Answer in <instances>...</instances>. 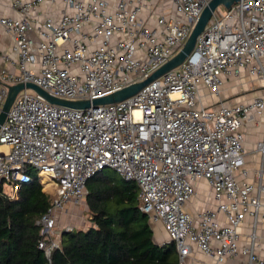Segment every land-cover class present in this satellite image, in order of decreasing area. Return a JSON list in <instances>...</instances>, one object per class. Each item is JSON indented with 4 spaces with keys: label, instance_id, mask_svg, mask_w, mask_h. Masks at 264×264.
<instances>
[{
    "label": "built area",
    "instance_id": "2783aa9c",
    "mask_svg": "<svg viewBox=\"0 0 264 264\" xmlns=\"http://www.w3.org/2000/svg\"><path fill=\"white\" fill-rule=\"evenodd\" d=\"M3 1L0 7L15 15L0 12V33L10 41L0 50V110L8 86L19 83L59 99L91 101L145 80L180 50L210 2L58 0L63 8L54 20L32 15L46 0ZM263 57L264 0H240L212 13L178 67L124 100L72 108L24 87L0 125V192L16 199L32 182L29 169L46 193L54 190L36 222L38 248L49 257L59 246L51 235L55 213L83 201L87 180L112 168L136 182L139 209L162 224L175 244L176 264H186L193 245L219 264L239 251L249 264H264L250 248H239L237 232L246 217L255 220L261 212L264 219L263 172L255 182L237 179L246 175L239 127L252 111H264V97L211 110L200 87L218 96L227 76L242 70L264 76ZM257 147L264 153V142ZM199 180L210 185L216 208L195 217L184 205Z\"/></svg>",
    "mask_w": 264,
    "mask_h": 264
},
{
    "label": "trees",
    "instance_id": "16d2710c",
    "mask_svg": "<svg viewBox=\"0 0 264 264\" xmlns=\"http://www.w3.org/2000/svg\"><path fill=\"white\" fill-rule=\"evenodd\" d=\"M105 169L85 184L89 225L62 231L49 257L38 248L42 235L36 222L50 208L52 197L37 172L28 170L32 182L16 199L0 192V264H176L174 242L153 240L147 216L139 209L136 182L112 168L113 174H106Z\"/></svg>",
    "mask_w": 264,
    "mask_h": 264
},
{
    "label": "crops",
    "instance_id": "0c3cea01",
    "mask_svg": "<svg viewBox=\"0 0 264 264\" xmlns=\"http://www.w3.org/2000/svg\"><path fill=\"white\" fill-rule=\"evenodd\" d=\"M3 2L9 3L8 0H4ZM61 8H63V5L60 1L55 0L50 2V0H46L44 4L32 12V15L38 14L40 18L48 15L57 20ZM0 12L3 15H15V12L8 6L5 8L0 7ZM149 19L148 24L152 26L154 24V17ZM9 43L8 37L0 33V50L6 49ZM261 63L264 67V57L261 59ZM200 87L205 107L217 110L221 104L227 106L244 105L254 98L264 97V76L260 73L250 74L246 70H242L238 76H227L224 78V83L218 96L212 94L205 86L201 85ZM239 132L242 134V152L244 158V163L240 169H244L246 175H238L237 179L239 181L255 182L257 179L256 173L259 170L263 172L264 178V153L257 147L259 142H264V111H252L248 119L243 120L239 127ZM83 202H85L84 198ZM215 204L210 185L205 180H199L195 184L194 195L185 203L184 208L196 217L205 209H215ZM218 219L221 224H226L223 214H219ZM148 222L152 229L155 243L163 244L169 240L167 232L160 222ZM85 228H87V225L78 229ZM153 230L156 232L155 236ZM62 231L58 230L55 232L58 239H60ZM237 232L240 249L245 247L250 248L255 255L264 258V219L261 216V212L255 220L252 217H246L237 227ZM186 261V264H219L213 256L206 255L194 245ZM220 264H249V262L247 255L239 251L234 256L225 257Z\"/></svg>",
    "mask_w": 264,
    "mask_h": 264
},
{
    "label": "water",
    "instance_id": "95a60500",
    "mask_svg": "<svg viewBox=\"0 0 264 264\" xmlns=\"http://www.w3.org/2000/svg\"><path fill=\"white\" fill-rule=\"evenodd\" d=\"M240 0H210V2L203 8L197 22L195 23L194 27L192 28L187 40L183 44V46L180 48V50L167 62H165L163 65H161L159 68H157L148 78L141 82H137L134 84H131L127 87H124L118 91H115L111 94L98 97L95 99L89 100H76V101H69V100H63L56 97H53L49 95L47 92H45L43 89L39 88L38 86L32 84V83H26V84H15L8 86V93L7 96L2 104L1 110H0V125L4 122L7 112L15 99L16 94L23 89L24 87L33 89L36 91L39 95H41L45 100H47L50 103L68 106L72 108H87L90 105L96 107L101 104H107V103H113L118 102L121 100H124L133 94H135L139 89H141L144 85L149 83L150 81L160 77L164 73L178 67L184 59L187 57V55L192 51L197 36L203 31L205 26L207 25L212 13L219 7L220 5L225 6L227 9H229L234 3L238 2Z\"/></svg>",
    "mask_w": 264,
    "mask_h": 264
},
{
    "label": "rangeland",
    "instance_id": "374dc122",
    "mask_svg": "<svg viewBox=\"0 0 264 264\" xmlns=\"http://www.w3.org/2000/svg\"><path fill=\"white\" fill-rule=\"evenodd\" d=\"M219 10L225 11L227 8L223 5H220L217 7V12ZM106 174H113V171L106 168L105 171ZM47 187V186H46ZM43 190L46 192L45 188L43 187ZM51 195L54 194V190L51 189ZM72 203V202H71ZM56 226L52 232V238H56L55 232L58 230H63L67 228L71 229H78L81 227H84V225H89V213L86 207L85 202L81 201L78 203H73L65 206V208L61 211H57L56 213ZM84 224V225H82ZM153 228V227H152ZM154 231V236L156 235L155 230Z\"/></svg>",
    "mask_w": 264,
    "mask_h": 264
},
{
    "label": "bare ground",
    "instance_id": "6f19581e",
    "mask_svg": "<svg viewBox=\"0 0 264 264\" xmlns=\"http://www.w3.org/2000/svg\"><path fill=\"white\" fill-rule=\"evenodd\" d=\"M44 181V182H43ZM42 182H43V184L45 185V187L47 186V187H50L51 186V182L46 178V176H43L42 177Z\"/></svg>",
    "mask_w": 264,
    "mask_h": 264
}]
</instances>
